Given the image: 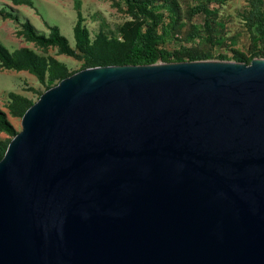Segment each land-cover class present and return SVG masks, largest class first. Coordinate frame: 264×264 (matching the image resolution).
<instances>
[{
    "label": "water",
    "instance_id": "obj_1",
    "mask_svg": "<svg viewBox=\"0 0 264 264\" xmlns=\"http://www.w3.org/2000/svg\"><path fill=\"white\" fill-rule=\"evenodd\" d=\"M0 264H264V59L45 90L0 158Z\"/></svg>",
    "mask_w": 264,
    "mask_h": 264
},
{
    "label": "rangeland",
    "instance_id": "obj_2",
    "mask_svg": "<svg viewBox=\"0 0 264 264\" xmlns=\"http://www.w3.org/2000/svg\"><path fill=\"white\" fill-rule=\"evenodd\" d=\"M125 1L0 0V112L13 132L26 109L64 77L138 54L135 39L147 26L172 60L264 59V0H133L151 5L149 18L129 12ZM53 28L65 44L27 34L49 37ZM12 138L0 123V158Z\"/></svg>",
    "mask_w": 264,
    "mask_h": 264
},
{
    "label": "trees",
    "instance_id": "obj_3",
    "mask_svg": "<svg viewBox=\"0 0 264 264\" xmlns=\"http://www.w3.org/2000/svg\"><path fill=\"white\" fill-rule=\"evenodd\" d=\"M125 4L127 6L128 11L133 14H142L144 17L147 18L152 17V8L148 2L137 3L133 0H130L125 1ZM260 28L264 30V15L261 19ZM27 34L31 39H38L44 43L65 44V39L59 35L58 30L56 28L52 29V33L49 37L36 36L31 29L28 30ZM158 39L159 35L152 30L151 26H147L135 39L137 46L140 48V52L132 58L124 59L123 61L118 62V64L143 65L155 63L157 62V60H161L163 62L184 61L180 57H177L176 59L172 60L171 54L169 52L158 48ZM197 59H199L198 56H190L188 61H193ZM0 123L8 133H12L13 136L16 134L7 124L5 116L1 112Z\"/></svg>",
    "mask_w": 264,
    "mask_h": 264
}]
</instances>
